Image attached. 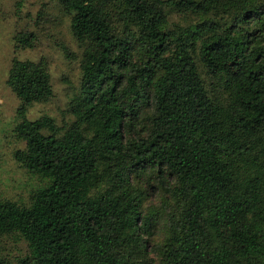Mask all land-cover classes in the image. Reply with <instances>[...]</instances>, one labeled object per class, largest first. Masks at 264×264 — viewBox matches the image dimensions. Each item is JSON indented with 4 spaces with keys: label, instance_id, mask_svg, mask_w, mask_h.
<instances>
[{
    "label": "trees",
    "instance_id": "trees-1",
    "mask_svg": "<svg viewBox=\"0 0 264 264\" xmlns=\"http://www.w3.org/2000/svg\"><path fill=\"white\" fill-rule=\"evenodd\" d=\"M54 1L79 89L64 128L29 120L50 74L11 62L14 158L45 183L0 202V264L10 237L19 264H264V0Z\"/></svg>",
    "mask_w": 264,
    "mask_h": 264
},
{
    "label": "rangeland",
    "instance_id": "rangeland-1",
    "mask_svg": "<svg viewBox=\"0 0 264 264\" xmlns=\"http://www.w3.org/2000/svg\"><path fill=\"white\" fill-rule=\"evenodd\" d=\"M32 34L31 48H15V39ZM83 47L70 32V18L54 0H0V202L29 204L30 197L45 183L28 173L14 158L25 148L14 132L19 101L7 86L13 59L46 63L52 86V98L34 104L27 118H52L64 128L72 119L67 112L69 100L78 92L79 60ZM1 251L12 264H19L25 253V243L8 238Z\"/></svg>",
    "mask_w": 264,
    "mask_h": 264
}]
</instances>
